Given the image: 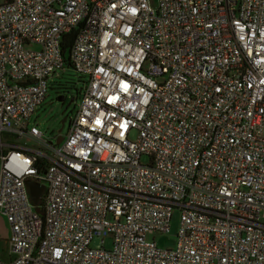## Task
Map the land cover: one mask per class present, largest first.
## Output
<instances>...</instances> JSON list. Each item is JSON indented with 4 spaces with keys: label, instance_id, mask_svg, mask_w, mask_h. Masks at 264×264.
I'll return each mask as SVG.
<instances>
[{
    "label": "built area",
    "instance_id": "2783aa9c",
    "mask_svg": "<svg viewBox=\"0 0 264 264\" xmlns=\"http://www.w3.org/2000/svg\"><path fill=\"white\" fill-rule=\"evenodd\" d=\"M73 30L57 145L31 117ZM0 216V264H264V0H0Z\"/></svg>",
    "mask_w": 264,
    "mask_h": 264
},
{
    "label": "rangeland",
    "instance_id": "374dc122",
    "mask_svg": "<svg viewBox=\"0 0 264 264\" xmlns=\"http://www.w3.org/2000/svg\"><path fill=\"white\" fill-rule=\"evenodd\" d=\"M149 6L156 9L158 0H148ZM30 49L35 50L37 47L32 45ZM84 79L79 78L72 69H64L57 72L53 78L49 79L48 90L43 105L31 117V124L36 125L43 135V140L50 141L54 135H58L61 129V136L66 134L69 118L77 111V106L80 102L78 93L83 88ZM63 97V101L59 102L58 98ZM73 100V101H72ZM66 118L63 126L62 120ZM130 139H135V135ZM29 147H34L33 142L25 141ZM142 163H147V158H142ZM179 216L177 213L173 214L170 222L169 232L162 234H153L146 237L147 241H154L158 248L166 249L174 246V236L176 234ZM9 237V225L4 217L0 216V258L4 259L6 253L5 241ZM99 245V240H94L92 247L96 248ZM105 247H111V240H105Z\"/></svg>",
    "mask_w": 264,
    "mask_h": 264
},
{
    "label": "water",
    "instance_id": "95a60500",
    "mask_svg": "<svg viewBox=\"0 0 264 264\" xmlns=\"http://www.w3.org/2000/svg\"><path fill=\"white\" fill-rule=\"evenodd\" d=\"M59 102L63 101V98L60 97L58 98ZM73 101V100H72ZM66 121V118H64L61 122V125L63 126L64 122ZM58 133H61V129L58 131ZM62 136H59L56 139V144H60L62 142ZM25 187H26V192L28 194L29 200L32 203V205L35 207V211L39 212L40 210V205L42 204V197L45 193V186L44 185H40L36 182H32V181H26L25 183Z\"/></svg>",
    "mask_w": 264,
    "mask_h": 264
},
{
    "label": "trees",
    "instance_id": "16d2710c",
    "mask_svg": "<svg viewBox=\"0 0 264 264\" xmlns=\"http://www.w3.org/2000/svg\"><path fill=\"white\" fill-rule=\"evenodd\" d=\"M75 34H76V31L73 30L70 33L63 35L61 37L60 46H61V52H62V56H63L64 63H65L64 69H71V66L68 61V55H69L71 44L73 43V40L75 38Z\"/></svg>",
    "mask_w": 264,
    "mask_h": 264
},
{
    "label": "flooded vegetation",
    "instance_id": "af4514ba",
    "mask_svg": "<svg viewBox=\"0 0 264 264\" xmlns=\"http://www.w3.org/2000/svg\"><path fill=\"white\" fill-rule=\"evenodd\" d=\"M63 98V97H62ZM60 135V134H59ZM61 136V135H60Z\"/></svg>",
    "mask_w": 264,
    "mask_h": 264
}]
</instances>
